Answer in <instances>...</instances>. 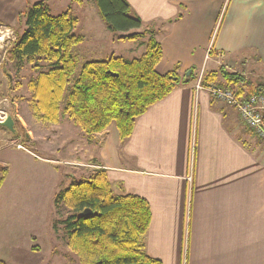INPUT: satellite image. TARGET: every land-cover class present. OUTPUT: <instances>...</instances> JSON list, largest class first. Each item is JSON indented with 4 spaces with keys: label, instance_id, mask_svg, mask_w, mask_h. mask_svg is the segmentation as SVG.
<instances>
[{
    "label": "crops",
    "instance_id": "obj_1",
    "mask_svg": "<svg viewBox=\"0 0 264 264\" xmlns=\"http://www.w3.org/2000/svg\"><path fill=\"white\" fill-rule=\"evenodd\" d=\"M126 1L143 23L167 24L155 71L164 75L178 66L179 75L193 70V79L148 107L124 141L114 122L94 134L96 155L89 164H100L114 194L148 202L142 246L150 258L264 264V144L233 108L195 90L199 78L221 67L243 78L228 88L264 83V0ZM27 4L0 0V24L12 28ZM179 12L181 18L167 23ZM92 27L108 33L96 22L89 40L105 35ZM215 84L226 87L220 76ZM9 135L0 130V146L11 144ZM17 256L10 249L8 262L0 260L20 264Z\"/></svg>",
    "mask_w": 264,
    "mask_h": 264
},
{
    "label": "trees",
    "instance_id": "obj_2",
    "mask_svg": "<svg viewBox=\"0 0 264 264\" xmlns=\"http://www.w3.org/2000/svg\"><path fill=\"white\" fill-rule=\"evenodd\" d=\"M93 1L105 28L120 33L117 40L134 41L148 36L139 58L111 56L84 62L64 98L76 68L72 48L82 42V37L73 33L76 18L68 12L51 15L44 1L27 4L18 13L16 38L7 55L16 64L27 63L34 68H39L41 62L48 65L27 83L31 108L39 120L56 124L62 113L89 138L114 122L119 140L124 141L136 118L175 87L190 82L193 70L187 82L185 75H179L178 66L164 75L158 74L155 67L162 50L155 39L156 29L138 31L143 22L126 0ZM181 17L179 12L167 23ZM218 76L226 88L243 81L241 76L221 67L204 75L201 85L215 83ZM244 85L240 92L264 93V83ZM96 165L98 168L88 177L70 183L55 196L54 203L63 205L68 212L62 221L68 249L77 256L79 264H161L147 256L142 246L150 222L148 202L131 194H114L105 170ZM2 182L0 179V185ZM85 209L91 213L84 215ZM31 249L38 250L36 246ZM0 264L6 263L0 260Z\"/></svg>",
    "mask_w": 264,
    "mask_h": 264
},
{
    "label": "rangeland",
    "instance_id": "obj_3",
    "mask_svg": "<svg viewBox=\"0 0 264 264\" xmlns=\"http://www.w3.org/2000/svg\"><path fill=\"white\" fill-rule=\"evenodd\" d=\"M38 1L45 2L51 15L68 12L70 17L77 19L73 33L84 38L86 35V41L72 48L76 68L64 98L84 62L111 56L131 60L139 58L145 51L148 36L120 41L116 38L120 33L107 30L108 33H103L102 29L92 27L93 33L105 35L96 40L87 39L92 24L97 22L104 26L93 0H82L81 4L72 0H27V3ZM166 25L147 22L138 31L153 27L158 40ZM17 27V24L9 27L14 38ZM8 42L0 46V121L6 116L17 120L15 133L0 129L10 134L12 141L0 146V179L4 183L0 192V257L8 262L11 249L17 253L16 261L20 264H79L77 256L66 245L62 221L68 212L63 205L55 204L54 199L70 183L88 177L94 170V165L89 163L91 156L96 155V145L62 113L56 124L37 118L31 108L32 96L27 83L48 65L41 62L39 68H34L27 63L16 64L7 55L14 41ZM34 246L37 251L31 249Z\"/></svg>",
    "mask_w": 264,
    "mask_h": 264
},
{
    "label": "built area",
    "instance_id": "obj_4",
    "mask_svg": "<svg viewBox=\"0 0 264 264\" xmlns=\"http://www.w3.org/2000/svg\"><path fill=\"white\" fill-rule=\"evenodd\" d=\"M13 32L9 27L0 24V46L14 41ZM206 90L211 98L233 108L245 128L264 144V93L250 94L240 92L237 88H226L216 84L201 85L197 80L195 90ZM19 147V146H17ZM20 148V147H19Z\"/></svg>",
    "mask_w": 264,
    "mask_h": 264
},
{
    "label": "water",
    "instance_id": "obj_5",
    "mask_svg": "<svg viewBox=\"0 0 264 264\" xmlns=\"http://www.w3.org/2000/svg\"><path fill=\"white\" fill-rule=\"evenodd\" d=\"M191 71H186L185 73V82L188 81V77L190 76ZM116 76V74H115ZM17 120V118H12L10 116H6V118L3 121H0V127H4L6 128L9 132L11 133H15L16 129H15V121ZM91 213V211H89L88 209H85L83 211L84 215H89Z\"/></svg>",
    "mask_w": 264,
    "mask_h": 264
}]
</instances>
